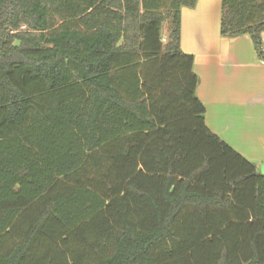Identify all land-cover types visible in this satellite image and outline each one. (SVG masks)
I'll return each mask as SVG.
<instances>
[{
	"label": "trees",
	"instance_id": "16d2710c",
	"mask_svg": "<svg viewBox=\"0 0 264 264\" xmlns=\"http://www.w3.org/2000/svg\"><path fill=\"white\" fill-rule=\"evenodd\" d=\"M196 2L0 0V264H264V176L180 49ZM220 34L261 56L264 0Z\"/></svg>",
	"mask_w": 264,
	"mask_h": 264
},
{
	"label": "crops",
	"instance_id": "0c3cea01",
	"mask_svg": "<svg viewBox=\"0 0 264 264\" xmlns=\"http://www.w3.org/2000/svg\"><path fill=\"white\" fill-rule=\"evenodd\" d=\"M221 0L181 9L180 49L193 56L206 126L250 163L264 164V34L261 56L249 36L220 34Z\"/></svg>",
	"mask_w": 264,
	"mask_h": 264
},
{
	"label": "rangeland",
	"instance_id": "374dc122",
	"mask_svg": "<svg viewBox=\"0 0 264 264\" xmlns=\"http://www.w3.org/2000/svg\"><path fill=\"white\" fill-rule=\"evenodd\" d=\"M168 25L165 23L162 28V41L165 43L166 40V32H167Z\"/></svg>",
	"mask_w": 264,
	"mask_h": 264
},
{
	"label": "water",
	"instance_id": "95a60500",
	"mask_svg": "<svg viewBox=\"0 0 264 264\" xmlns=\"http://www.w3.org/2000/svg\"><path fill=\"white\" fill-rule=\"evenodd\" d=\"M259 174L264 176V164L259 167Z\"/></svg>",
	"mask_w": 264,
	"mask_h": 264
}]
</instances>
